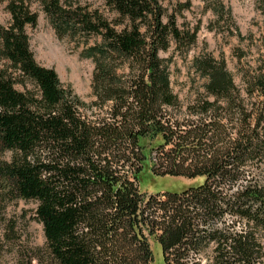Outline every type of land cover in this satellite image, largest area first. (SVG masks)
<instances>
[{
	"label": "trees",
	"instance_id": "16d2710c",
	"mask_svg": "<svg viewBox=\"0 0 264 264\" xmlns=\"http://www.w3.org/2000/svg\"><path fill=\"white\" fill-rule=\"evenodd\" d=\"M101 1L107 10L40 0L59 37L95 63L92 104L37 61L26 31L39 19L31 3L8 2L12 20L0 21V217L9 201H37L55 264H152L155 242L164 264H264V67L246 73L243 88L224 58L197 54L204 92L181 119L171 110L181 105L171 59L161 52L195 46L198 26L178 21L192 0L171 12L166 0ZM220 4L213 11L231 17ZM146 161L157 176L205 180L143 191Z\"/></svg>",
	"mask_w": 264,
	"mask_h": 264
},
{
	"label": "rangeland",
	"instance_id": "374dc122",
	"mask_svg": "<svg viewBox=\"0 0 264 264\" xmlns=\"http://www.w3.org/2000/svg\"><path fill=\"white\" fill-rule=\"evenodd\" d=\"M10 0H0V21L8 25L11 14ZM38 14V23L26 28L30 36V46L37 61L54 67L66 85H70L86 103L96 99L92 89V59L81 56L83 46L69 37H59L49 17L43 10L40 0H27ZM75 1V0H74ZM91 8L105 11L101 0H76ZM178 0H166L171 12ZM185 2L186 0H181ZM193 5L184 9L178 18L181 26H198V39L189 52H181L176 44L162 51L163 58L171 59L173 88L180 100V108L171 109L181 119L191 118L193 107L204 92L206 81L195 68L197 54L210 53L224 58L233 73L237 85L244 88V75L264 67V11L260 0H192ZM230 9L232 16H218L213 8L220 10L221 4ZM3 61H0L2 67ZM19 89L24 87L18 84ZM97 112L100 110L95 109ZM150 151V149H149ZM150 153V152H149ZM8 157L10 156L7 154ZM140 173V186L143 191H182L192 185H199L205 177L187 178L177 176H157L152 173L146 161ZM256 165V164H255ZM37 201L18 199L6 203L0 217V264H55L49 254L44 227L37 218ZM231 216L226 221L231 222ZM154 241V239H152ZM155 255L152 264H164L161 244L153 245Z\"/></svg>",
	"mask_w": 264,
	"mask_h": 264
}]
</instances>
